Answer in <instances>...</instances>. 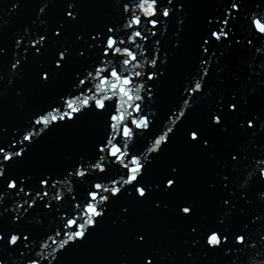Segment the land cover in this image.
<instances>
[{
    "label": "water",
    "instance_id": "water-1",
    "mask_svg": "<svg viewBox=\"0 0 264 264\" xmlns=\"http://www.w3.org/2000/svg\"><path fill=\"white\" fill-rule=\"evenodd\" d=\"M125 2L73 0L70 9L68 0H0V139L5 145L23 134L35 114L60 104L59 97L73 91L76 77L83 78L86 70L99 62L103 45L98 46L92 36L101 33L106 39L107 28L112 26L120 33L125 31ZM230 3L172 0L168 4L160 0L161 8L172 10L171 17H158L161 24L152 29L155 36L149 35L150 26H146L145 47L151 57L152 44L159 40L161 61L165 57L167 60L158 61L156 71L162 75L155 81L153 99L145 96L147 110L143 114L154 113L150 115L153 124L150 130L137 131L130 145L133 154L148 147L177 107L185 82L201 59L204 39L210 38L211 30H219L216 19H223ZM237 3L240 12L236 20L230 21L231 43L211 41L216 56L204 78L203 92L192 97V106L168 142L145 162L138 179L139 186L147 190L146 197L136 194L137 185L126 186L118 197H110L101 206L104 216L89 229L87 238L70 243L52 264H264V179L258 171L248 178L249 161L264 159V37L251 28V15L264 13V0ZM69 11L75 19L68 16ZM40 37L44 41L37 45V53L32 42ZM248 40L253 41L251 46ZM62 51L66 58L57 68ZM13 64H17L15 69ZM44 74L49 77L47 81L42 78ZM147 85L153 82L147 81ZM110 103L116 104L117 100ZM231 104L236 106L234 111ZM213 115L219 116L222 123L215 124ZM249 121L253 127H248ZM108 123L100 113L86 112L75 121L46 130L26 145L22 158L9 163L0 157L5 172L0 178V235L4 236L0 264H28L34 251L30 254L25 250L23 236L31 234L30 239H38L51 234L58 224L56 213L66 210L52 200L50 213L44 207L49 198L37 199L33 208L24 206L27 212L14 223L18 211L24 212L15 206L24 200L31 203L36 191L48 190L54 195L57 189L51 187L53 179H62L78 162L94 163L97 145L106 140ZM192 131L199 134L198 141L190 139ZM233 156L240 161L236 167ZM107 169L105 174L92 172L83 181L75 180L73 194L84 197L94 182L107 183L122 173L126 178L118 165L108 163ZM48 177L52 178L49 188L42 189L40 181ZM168 179L175 181L174 187L165 186ZM10 180L18 184L23 180L21 186L31 191V197L23 193L17 196L19 189L9 190ZM245 182L246 186L241 187ZM61 190L65 192L66 208H70L71 197L66 189ZM183 207L191 208V214L182 213ZM211 231L227 236V242L210 247L207 236ZM12 234L21 236L18 246L9 245ZM236 235L246 236L247 245L236 244Z\"/></svg>",
    "mask_w": 264,
    "mask_h": 264
},
{
    "label": "snow or ice",
    "instance_id": "snow-or-ice-1",
    "mask_svg": "<svg viewBox=\"0 0 264 264\" xmlns=\"http://www.w3.org/2000/svg\"><path fill=\"white\" fill-rule=\"evenodd\" d=\"M167 3L171 4L172 0H167ZM68 7L70 9L73 7V0H68ZM40 11L43 12L44 9L42 8ZM171 11L168 7L161 8L160 0H127L123 4V13L126 15L122 27L125 31L120 33L119 29L112 26L107 28L106 39L102 38L101 33L92 36V40L96 41L98 46L103 45L99 62L91 70H86L83 78L76 77L73 91L66 92L59 97L62 107L60 104L50 106L42 114H35L31 119V125L24 129L23 134L18 139L12 138L10 144L5 145L0 139V157H2L3 162L10 163L15 158H22L27 150L26 145H31L37 137L53 125L75 121L77 116L86 112H93V110L109 121L106 140L97 145L98 156L94 163L88 160L78 162L75 168L69 170L62 179H53L51 187L57 189L54 195H50L48 190L42 193L36 191L31 203L24 200L23 203H18L15 206L16 210L24 209V212L18 211L17 216L13 217L14 223L27 212L24 206L33 208L37 199L49 198V202L45 203L44 207L50 213L52 212V200L57 202L58 208L66 209L64 212L56 213L58 224L51 234L46 233L38 239L36 237L30 239L31 234L23 236V240L27 242L24 245L25 250L30 254L34 251V258L29 259L28 264H43L44 261H47V264H52L56 255L70 243L85 240L89 229L95 227L98 219L104 216V209L101 206L107 204L110 197H118L126 186L137 185L136 194L142 198L146 197L147 190L139 186L138 179L143 174L145 162L151 154L158 153L162 146L168 142L175 126L185 117L187 110L192 106L190 103L192 97L203 92L204 78L209 75L208 68L216 56V50L211 41L215 40L219 43L222 40H229L231 43L229 33L232 32V27H230V21L238 18L240 9L237 0H231L230 7L224 9L223 19L214 18L216 24L219 25V30H211L210 38L204 39L203 45H201V59L193 70L190 79L185 82L180 98L176 101L177 107L173 108L171 115L163 123L160 133L149 142L148 147L140 154H133L130 151V145L133 143L137 131L150 130L153 124L150 115H154V113L143 114L147 110L145 96L148 100L153 99L155 81L162 75L156 71L158 61L163 63L167 60L165 57L164 61H161L159 40L152 44V53L149 57L145 47L148 37L144 35V31L146 26H150L147 27L149 35H157L152 29H157L160 26L161 21L158 17L162 15L164 18H170ZM68 16L75 19L72 11L68 12ZM209 23L211 24L212 21ZM251 28L255 30L258 36L264 37V13H252ZM56 34L59 35L58 32ZM118 36H126L127 39H118ZM43 41L44 37H40L32 42V47L37 49V53H39L37 45H41ZM236 43L239 44L240 40H237ZM247 43L251 46L253 41L248 40ZM17 47H19V41ZM256 50L257 52L260 51L259 48ZM65 51L59 54V60L56 62L57 68L62 67L60 61L65 60ZM204 56H207L208 59H204ZM17 64H13L14 69ZM149 68L153 71H147ZM42 78L45 81L49 79L47 74H44ZM147 81H152L153 85H147ZM114 98L117 103H110ZM229 107L233 111L236 108L235 104H231ZM212 120L217 125L222 123L221 118L217 115H213ZM248 127H253L252 121L248 122ZM189 136L192 141L199 140V134L196 131L190 132ZM205 145H207V141H205ZM17 146H20L19 150L11 151ZM232 160L235 162L234 167L240 164L236 156H233ZM108 163L118 165L120 169L126 172V178L122 173L107 183L94 182L91 184V190H86L84 197L78 198L77 195L73 194L75 192V180L83 181L92 172L107 173ZM249 166H251V171L248 173V178H251L258 171L260 177L264 179V159L252 158L249 161ZM4 174L3 164L0 163V178ZM49 179L52 178L48 177L40 181L42 189L49 188ZM224 179L227 180L228 178L225 177ZM23 184V180L20 181V184L16 180H10L7 188L13 191L19 189L16 192L17 196L23 193L25 196L31 197V191L26 192L25 187L21 186ZM165 186L172 188L175 186V181L168 179ZM245 186L246 182L241 185V187ZM61 189H66L67 195L71 197L70 208H66L65 192ZM2 199L3 195L0 194V202ZM224 203L227 204L228 201L225 200ZM181 212L189 215L191 208L183 207ZM221 224H223V220ZM3 240L4 236L0 235V247H2ZM20 241L21 236L16 234H12L8 239L9 245L12 246H18ZM225 242H227V236L222 237L217 231H211L207 236V244L210 247L215 248ZM247 242L246 236H235L236 244L246 246ZM36 243L39 245L38 251H35ZM148 264H151V261Z\"/></svg>",
    "mask_w": 264,
    "mask_h": 264
}]
</instances>
